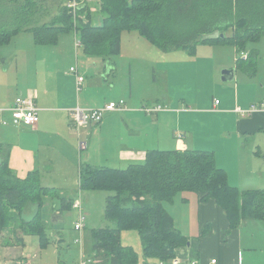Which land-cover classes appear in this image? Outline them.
<instances>
[{
	"label": "crops",
	"instance_id": "crops-1",
	"mask_svg": "<svg viewBox=\"0 0 264 264\" xmlns=\"http://www.w3.org/2000/svg\"><path fill=\"white\" fill-rule=\"evenodd\" d=\"M70 1L44 0L49 10L42 14L43 22L58 15L60 7L67 6ZM69 31L73 33V30L52 29L49 32L54 33V38L47 43L37 42L32 31L22 32L32 33L34 45L41 47L38 51H44L49 45H56L60 33ZM225 34L231 35L232 30ZM225 44L199 43L193 54L181 49L189 55H180L177 61L172 54L180 49L165 52L152 45L164 53L160 58L169 53L173 60L160 68L158 64L152 66L146 62L143 72H134L132 60L125 58L121 50L118 55L102 58L87 55L80 47L82 54L75 51V66L84 77L79 90L75 75L69 70L63 73L60 65L58 68L54 66L56 62L63 66L66 62L71 63L64 53L60 56L32 55L34 76L27 84L20 83L15 98L34 97L39 109L38 122L35 127L0 123V144L3 146L0 156L6 157L9 168L18 178L23 179L29 172L37 170L40 184L58 192L47 196L60 202V208L55 206L47 211L46 219L52 227L63 222L61 198L74 201L76 195L81 194L82 199L88 202L95 197L88 192L90 190H79L80 164L123 168L142 162L151 149L170 150L183 145L189 149H214L215 163L225 170L230 185L241 190L264 189V110L245 115L237 112V108L247 109L254 102L264 103V100L251 101L246 90L240 88V83H237L239 71L248 72L235 67L237 49L233 44V49L225 52L224 57L223 51L217 50ZM81 61H85V66ZM225 68L234 69L236 82L234 79L232 84L219 80L220 71ZM27 70L25 68L24 72ZM206 72L211 84L214 83L222 92V101L216 99L212 105H206L205 95L200 90L202 85L197 82V75L205 76ZM138 73L145 77V84L137 81ZM187 76L196 80L192 84L194 95H188V89L185 90L189 84ZM134 82L138 89L145 88L148 93L141 95L135 91ZM246 99H249L247 103ZM119 100L124 101L121 110L107 112L97 124H89L78 131L74 128L68 113L70 109L76 106L99 108ZM13 101L0 103V108L10 106ZM150 101L154 102L150 108L159 106V109L144 111L143 108L149 109L145 103ZM0 118L9 120L10 114L4 112ZM178 132L184 133L181 142H177L175 137ZM255 133L261 135L256 136ZM204 139L210 141L205 142ZM79 142H85L86 148L80 149ZM71 190L74 192L72 197L67 194ZM35 208L34 205L28 206L21 219L13 223L15 226L11 224L0 231V264H43L41 250L40 254L28 255L27 244L31 234H24L20 228L23 219H31ZM165 208L171 214L174 226L189 240L187 245L176 250L179 264H188L192 260L211 264L212 259H216L215 264H264V220L244 219L236 228L229 229L225 213L213 199L199 202L198 195L188 191L179 194L174 202L165 203ZM205 226L207 232L203 235ZM121 243L134 248L139 257L137 264H159L157 258L142 257V250H138L141 241L137 232L123 231ZM91 246L90 237V251L86 256H92ZM81 255H84L83 251L79 257ZM58 262L54 259L51 264Z\"/></svg>",
	"mask_w": 264,
	"mask_h": 264
},
{
	"label": "trees",
	"instance_id": "trees-1",
	"mask_svg": "<svg viewBox=\"0 0 264 264\" xmlns=\"http://www.w3.org/2000/svg\"><path fill=\"white\" fill-rule=\"evenodd\" d=\"M97 1L102 19L93 25L88 4L79 6L74 14L62 6L50 21L35 24L37 11H28L35 1L0 0V4L16 5L14 16L6 19L11 23L0 21V45L18 31H32L37 42L47 43L54 38L49 32L52 29L73 30L85 54L107 58L120 53L123 32L135 31L165 52L184 49L193 54L199 43L233 44L237 49L235 67L254 72L255 51H249L246 58L240 52L245 51L248 40L258 39L264 30V0ZM229 29L232 34L226 35ZM2 149L0 144V152ZM0 157V231L20 220L25 208L34 205V215L30 220L23 219L20 228L44 243L41 209L47 196L58 192L40 184L37 170L18 178L6 157ZM78 185L79 190L110 193L105 199L104 215L114 226L91 229V264L138 263L134 248L121 243L123 231L137 232L142 257L164 262L174 258L177 248L189 240L174 226L165 203L174 202L184 191L196 193L199 202L213 199L225 213L229 229L244 219L264 220V189L241 190L230 185L225 170L216 165L214 153L209 150L151 149L142 162L124 168L83 163L79 165ZM61 205V209H69L72 201L61 198ZM206 232L207 226L202 234Z\"/></svg>",
	"mask_w": 264,
	"mask_h": 264
},
{
	"label": "rangeland",
	"instance_id": "rangeland-1",
	"mask_svg": "<svg viewBox=\"0 0 264 264\" xmlns=\"http://www.w3.org/2000/svg\"><path fill=\"white\" fill-rule=\"evenodd\" d=\"M33 1L36 3L31 8H29L28 11H31L33 14V11H37V15H34V19L36 20L35 24H40L44 21L42 14H44L45 11H48L49 7H45L46 3H43V0H32V2ZM88 4L90 7L91 22H93V24H99V19L102 16L99 12L97 0L96 2L89 1ZM15 6L16 5L12 2L0 4V21H4L9 25L11 21H7L5 17L10 16V19L14 16L15 12L12 10L15 8ZM30 23L32 22L30 21ZM148 42L135 31H125L121 34V53L125 58L132 60L134 72H136L135 70L143 72L146 62H149L152 64V66L158 64V67L160 68V66H167L169 60H173L169 53L166 54V57L160 58V56H163L162 54L164 53L157 50L156 47L152 46V44ZM39 48L41 47L34 45L32 33H25L22 31H19L17 34L13 35L11 41L8 43L0 45V103L15 100V96L19 93L17 88L20 83L22 85L27 84L31 77L34 76L35 63L33 58L31 59L32 55H38L42 53L44 55L52 56L54 54L55 56H60L62 53H64V55L68 56V60H71V63L69 64L66 62L63 66L56 62L54 66L55 68H58L60 65L61 71L65 73L71 66H75V51L78 50L77 54H82L80 47L75 50L74 33L70 31L60 33L58 35V41L56 45H49L44 51H38ZM200 48L201 47H198V49ZM219 49L223 51L224 57L225 52L229 50L231 51L233 47L232 44L229 45L226 43L225 45L217 48V50ZM244 49L245 51H243V53L246 55L251 50H254L256 53L254 72L253 74H250L252 71L249 73H246L245 71H239L241 72L239 73V79H234L233 82H236L237 80V83H240V88L243 87V89L246 90V95L250 97L249 99L251 101L264 100V30L262 33H260V37L258 39L248 40ZM185 54H187V56L189 55L186 51L180 49L173 51L172 55H174L175 61H177L179 60L180 55L185 56ZM81 62L85 66V61ZM50 66H52V64H50ZM25 68H28L26 72H24ZM138 76L139 77L137 81L145 84V77L141 74ZM156 76L159 77L157 74ZM220 78L221 74L219 76V80ZM187 80L189 84L185 90L188 89V95H194L195 89L192 84L193 82L195 83L196 80H194L191 76H187ZM197 82L201 83L202 85L200 90L202 94L205 95V101L207 102L206 105H212L216 99L218 101H222V92L220 88L216 87L214 83L211 84V78L208 72L205 73V76L197 75ZM220 84L223 83L221 82ZM133 87L134 90H137L141 95L148 93V91L146 92L145 88L141 87L138 89V84L135 85V82ZM249 99L245 100L246 103ZM146 104L149 106L150 104H154V102L150 101L145 103V105ZM255 135L260 136L261 134L255 133ZM204 141L208 142L210 140L204 139ZM209 151L214 153L215 158V150L210 149ZM88 192H90V194H94L95 197L86 202L84 199H82V196H80L82 211L85 217L84 226L80 232L73 229V223L76 219L77 211L71 208L61 209L63 222L58 224L57 227H52L46 219L47 211H51L55 206L60 208V202L58 199L51 197H47L44 200V204L41 209V220L44 226V239L46 242L44 241V243H42L40 241V237L37 235H31L29 238L30 241L27 244L28 255L32 256L34 253L40 254L39 250H41L43 264H51V261L54 259H58V263L79 264L80 252L83 251L84 256H86L90 251L91 229L114 226V222L107 219L104 215L105 199L110 193L107 191L91 190ZM71 193H74L73 190L67 192V194ZM72 196L73 194L70 195V197ZM76 198H78V195H76ZM15 225L16 224H13V226ZM138 250H141V247H138Z\"/></svg>",
	"mask_w": 264,
	"mask_h": 264
},
{
	"label": "built area",
	"instance_id": "built-area-1",
	"mask_svg": "<svg viewBox=\"0 0 264 264\" xmlns=\"http://www.w3.org/2000/svg\"><path fill=\"white\" fill-rule=\"evenodd\" d=\"M89 1L90 0H71L70 2L67 3L66 7L70 8L74 14L79 6L87 4ZM73 33H74V47L76 50L77 48L82 47V44L77 33L75 31H73ZM240 55L241 57L243 56L242 58L247 57V55L243 52H240ZM69 72L75 75L76 88L77 90H79L84 81V77L79 74L76 66H71L69 68ZM123 107H124V101L119 100V101H110L99 108H81L79 106H76L75 108L70 109L68 113L74 128H76L78 131L81 127H86L89 124H97L101 122L102 118L107 112L121 110ZM157 109H159V106H154L153 108H149V109L143 108V110L146 112H153ZM262 109L264 110V103H253L247 109L237 108V112H239L241 115H245ZM38 110L39 109L35 105L33 96L31 95L18 96L15 98V100L10 106L5 108H0V114L4 112H8L10 114L9 120L0 118V123L5 125L10 122L15 125L24 124L30 127H35V125L38 122ZM175 137L177 139V142H181L182 139L184 138V133L178 132L176 133ZM78 146L80 149H85L86 143L79 142ZM178 149L183 150L185 149V146L183 145L181 147H178ZM71 207L76 209L78 212L77 219L73 223V227L75 230L80 232L85 222V217L81 208L82 205H81L80 195L78 196V198L72 201ZM91 263L92 260L90 256L81 255L79 264H91ZM215 263H216V259H212L211 264H215ZM159 264H179V259L178 257L175 256L174 258L170 259L168 262L159 260ZM188 264H200V263L197 260H192Z\"/></svg>",
	"mask_w": 264,
	"mask_h": 264
},
{
	"label": "water",
	"instance_id": "water-1",
	"mask_svg": "<svg viewBox=\"0 0 264 264\" xmlns=\"http://www.w3.org/2000/svg\"><path fill=\"white\" fill-rule=\"evenodd\" d=\"M220 37L224 38V34L220 33ZM234 69H222L221 71V81L223 82H230L234 79ZM0 163H1V157H0Z\"/></svg>",
	"mask_w": 264,
	"mask_h": 264
}]
</instances>
